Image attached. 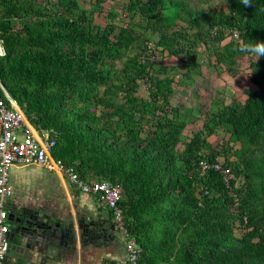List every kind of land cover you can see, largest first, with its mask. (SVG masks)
Listing matches in <instances>:
<instances>
[{"label": "trees", "instance_id": "trees-1", "mask_svg": "<svg viewBox=\"0 0 264 264\" xmlns=\"http://www.w3.org/2000/svg\"><path fill=\"white\" fill-rule=\"evenodd\" d=\"M119 1L0 0V96L55 158L122 190L138 264H264V57L247 50L264 0ZM246 66L254 87L230 103L174 104L204 67Z\"/></svg>", "mask_w": 264, "mask_h": 264}, {"label": "built area", "instance_id": "built-area-1", "mask_svg": "<svg viewBox=\"0 0 264 264\" xmlns=\"http://www.w3.org/2000/svg\"><path fill=\"white\" fill-rule=\"evenodd\" d=\"M6 56L4 42L0 39V57ZM8 102L0 96V264L8 249V233L10 211L5 208L7 200L13 195L14 189L10 182V171L14 166H39L52 172H58L66 180L84 194L95 195L99 202L112 210L115 227L128 241L129 260L127 264H138L140 250L136 241L131 238L125 222V216L119 205L122 190L109 182L84 180L74 166H69L63 160L54 157L57 141L50 136L39 142L33 133V126L23 110L10 98ZM202 173L215 168L220 171L227 184L231 173L223 165H213L207 161L200 162Z\"/></svg>", "mask_w": 264, "mask_h": 264}, {"label": "crops", "instance_id": "crops-1", "mask_svg": "<svg viewBox=\"0 0 264 264\" xmlns=\"http://www.w3.org/2000/svg\"><path fill=\"white\" fill-rule=\"evenodd\" d=\"M32 133L39 142L50 136L49 132H40L34 126ZM10 182L14 192L5 204L9 211L12 204L21 209H44L46 213L59 217L56 222L67 221L72 215L75 220H100L106 225L115 223L112 210L99 202L95 195L84 194L76 189L58 172L39 166H14L10 171ZM9 222L12 227V222ZM115 234L114 241L103 242L100 246L89 244L84 249L79 246L75 256L64 255L60 259L47 257L45 260H36V263L127 264L128 241L118 230Z\"/></svg>", "mask_w": 264, "mask_h": 264}, {"label": "water", "instance_id": "water-1", "mask_svg": "<svg viewBox=\"0 0 264 264\" xmlns=\"http://www.w3.org/2000/svg\"><path fill=\"white\" fill-rule=\"evenodd\" d=\"M3 91L7 90L1 85ZM59 217L46 213L44 209L17 208L10 205L9 220L12 227L7 235L8 249L4 263L37 264L36 260L47 257L75 256L89 244L100 246L114 241L116 227L113 222L90 219H74L56 222Z\"/></svg>", "mask_w": 264, "mask_h": 264}, {"label": "rangeland", "instance_id": "rangeland-1", "mask_svg": "<svg viewBox=\"0 0 264 264\" xmlns=\"http://www.w3.org/2000/svg\"><path fill=\"white\" fill-rule=\"evenodd\" d=\"M120 3L123 1L120 0ZM221 0H216L215 3H219ZM202 59V57H201ZM178 61L169 57L164 60L166 65H175ZM251 71L246 66L235 77L228 73L219 74L210 67H204L203 77L198 80L195 86H193L187 92L182 89L178 90L174 104H183L188 107H194L196 113L199 109H209L213 106V99L220 97L225 98L227 103L231 102V99L235 96L242 94L244 89L253 88L254 85L251 82ZM146 85L142 84L141 93L147 95ZM242 96V95H241ZM220 137L224 134L219 132ZM241 232H239L240 234Z\"/></svg>", "mask_w": 264, "mask_h": 264}, {"label": "clouds", "instance_id": "clouds-1", "mask_svg": "<svg viewBox=\"0 0 264 264\" xmlns=\"http://www.w3.org/2000/svg\"><path fill=\"white\" fill-rule=\"evenodd\" d=\"M243 2L247 4L248 0H243ZM247 50L250 54L264 57V42H257L250 45Z\"/></svg>", "mask_w": 264, "mask_h": 264}, {"label": "flooded vegetation", "instance_id": "flooded-vegetation-1", "mask_svg": "<svg viewBox=\"0 0 264 264\" xmlns=\"http://www.w3.org/2000/svg\"><path fill=\"white\" fill-rule=\"evenodd\" d=\"M114 223V222H113ZM115 224V223H114Z\"/></svg>", "mask_w": 264, "mask_h": 264}]
</instances>
